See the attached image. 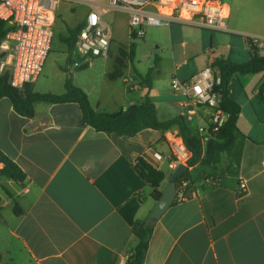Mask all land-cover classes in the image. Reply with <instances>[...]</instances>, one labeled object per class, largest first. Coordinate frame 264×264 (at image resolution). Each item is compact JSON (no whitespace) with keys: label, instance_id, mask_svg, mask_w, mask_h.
I'll return each mask as SVG.
<instances>
[{"label":"crops","instance_id":"1","mask_svg":"<svg viewBox=\"0 0 264 264\" xmlns=\"http://www.w3.org/2000/svg\"><path fill=\"white\" fill-rule=\"evenodd\" d=\"M224 3L230 9L228 32L181 23L145 26L143 39L157 52L150 97L160 122L187 119L192 109L187 97L172 89L173 78L195 79L221 57L246 63L251 56L247 38L264 39V26H259L264 11L236 1L234 17V0ZM122 74L116 72L114 81ZM130 80L124 82V92L112 91L95 110L115 114L138 103L146 89L140 75ZM243 81L240 91L232 80L230 84L232 98L241 106L242 135L213 164L188 167L191 177L201 169L198 181L192 177L189 198L176 202L153 226L143 264H264L262 114L241 125L247 102L256 96L264 104V80L252 91L254 97L246 90L252 79ZM64 93L66 89L60 95ZM213 113L210 107L197 108L192 120H198V137L210 136ZM171 131L179 132L145 130L118 137L85 124L75 102L37 103L34 116L25 117L8 97L0 99V151L25 174L20 183L0 177V264H130L139 242L134 226L147 223L156 203L135 166L142 158L169 182L175 169L169 167L172 154L165 136Z\"/></svg>","mask_w":264,"mask_h":264},{"label":"built area","instance_id":"2","mask_svg":"<svg viewBox=\"0 0 264 264\" xmlns=\"http://www.w3.org/2000/svg\"><path fill=\"white\" fill-rule=\"evenodd\" d=\"M62 2L85 5L88 8L83 20L76 50L89 57L109 55L113 33L106 23L105 16L113 11L128 14L131 36L136 39L145 37V26H169L181 23L214 32H228L227 19L230 9L220 0H0V20L6 21L12 30L1 42L0 51L6 53L0 58V75L10 72V85L23 90L41 76L53 41V27L57 11ZM258 49V55L264 57V40L250 37ZM216 67L210 66L199 76L182 82L177 78L171 81V87L187 97L192 109L187 119L192 120L197 108L201 106L213 109L214 130L224 126L227 116L219 108L218 95L212 92L215 82H220ZM130 78H124L126 84ZM264 95V87L261 90ZM172 159L169 167L176 169L186 165L193 157L183 136L179 132H169L165 136ZM241 194L246 184L240 183ZM188 183L177 185L176 201L189 198Z\"/></svg>","mask_w":264,"mask_h":264},{"label":"trees","instance_id":"3","mask_svg":"<svg viewBox=\"0 0 264 264\" xmlns=\"http://www.w3.org/2000/svg\"><path fill=\"white\" fill-rule=\"evenodd\" d=\"M82 26L83 21L74 28L68 27L67 35H60L61 42L69 50H75ZM11 30L12 27L6 21L0 20V45ZM131 38L136 39L134 36H131ZM247 41L251 47V56L246 63L235 64L230 59H224L223 57L218 58L214 63V67L221 74V78L220 82H215L212 92L218 95L219 108L227 116V120L224 126L217 131L213 129L214 125L211 123L210 136L207 139H202L193 134L189 128V121L185 117L166 122L158 120L155 104L150 97V91L153 88V74L158 65L157 62H155V67H152L146 75H140L142 86L146 89L145 96L138 103L115 114L97 112L91 107L88 95L81 88L69 83L66 85V93L62 95L37 92L34 90L33 84L26 85L23 90L15 89L9 83L10 72L8 70L0 75V99L8 97L14 109L25 117L34 116V107L37 103L60 104L75 102L81 108L85 124L98 132L118 137L136 135L145 130L166 132L177 128L193 153L188 167L192 168L197 164L209 166L213 164L218 155L229 152L235 145L238 136L242 135L238 127L241 106L232 98L230 90L232 78L237 75H252L264 72V57L258 55V49L250 37L247 38ZM128 49L129 52L121 50V55L133 62L136 54V45L131 44ZM5 55L6 53L0 51V58H4ZM114 76L112 75L111 78L113 79ZM130 89L128 88L129 91ZM261 99L264 101V98ZM0 156V163L3 164L0 169V177L11 179L17 183L24 181L25 174L20 167L1 151ZM135 170L141 179L153 189L152 197L157 201L161 197V185L165 181L166 175L142 158L137 160ZM181 182H187L188 190L191 192L193 181L189 170L177 179L176 185ZM15 213H21L18 205L15 206ZM134 233L139 242L130 257L129 263L143 264L149 248L153 227H149L145 221L137 222L134 226Z\"/></svg>","mask_w":264,"mask_h":264},{"label":"rangeland","instance_id":"4","mask_svg":"<svg viewBox=\"0 0 264 264\" xmlns=\"http://www.w3.org/2000/svg\"><path fill=\"white\" fill-rule=\"evenodd\" d=\"M227 2L228 0H220ZM246 8H256L264 11V0H234L233 16L235 17L239 5ZM88 13L85 5L62 2L57 11V18L53 27V41L49 57L44 66L42 75L35 91L41 93H51L60 95L66 89L67 83L81 88L89 98L90 105L96 108L98 101L106 104L110 99L112 91L119 93L124 92V77L137 78L138 75H146L148 71L155 67V56L157 52L153 46L147 42V39H132L131 29L129 26L128 15L121 11H113L105 16L106 23L111 27L113 33V42L111 43L109 55L106 57L85 56L78 50H69L61 42L60 35H67V28H74L82 22ZM227 23V21H226ZM264 26V23L259 25ZM263 38H258L262 42ZM131 44L136 45V54L133 62L129 58L121 55V50L129 52ZM124 62V64H123ZM157 67V66H156ZM157 69V68H155ZM116 72L123 73V76L111 78ZM239 76L232 78V83L241 90L242 84L248 78L252 79L246 90L249 97H254L252 91L258 89L259 83L264 80L262 76ZM239 80V81H238ZM230 83V84H232ZM245 86V85H244ZM106 109V108H105ZM243 126L246 121H251L257 115L262 114L264 124V104L255 96L252 104L247 102L243 107ZM189 128L193 134L199 135L198 120L189 121ZM200 171L192 173L193 179L197 182Z\"/></svg>","mask_w":264,"mask_h":264},{"label":"water","instance_id":"5","mask_svg":"<svg viewBox=\"0 0 264 264\" xmlns=\"http://www.w3.org/2000/svg\"><path fill=\"white\" fill-rule=\"evenodd\" d=\"M221 78V74H218ZM1 160V156H0ZM188 166L179 165L170 177V181H164L161 185V197L156 201L155 206L147 219V225L153 227L163 214L176 203L177 179L187 171Z\"/></svg>","mask_w":264,"mask_h":264}]
</instances>
